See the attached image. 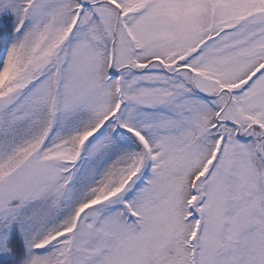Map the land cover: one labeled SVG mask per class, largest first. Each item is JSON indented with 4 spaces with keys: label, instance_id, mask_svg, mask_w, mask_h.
Returning <instances> with one entry per match:
<instances>
[{
    "label": "rangeland",
    "instance_id": "374dc122",
    "mask_svg": "<svg viewBox=\"0 0 264 264\" xmlns=\"http://www.w3.org/2000/svg\"><path fill=\"white\" fill-rule=\"evenodd\" d=\"M8 12L0 0V25ZM25 17L43 35L0 116L48 105L53 123L103 122L79 153L41 149L4 179L0 213L39 190L66 200L121 135L136 170L82 210L61 264H264V0H32Z\"/></svg>",
    "mask_w": 264,
    "mask_h": 264
},
{
    "label": "trees",
    "instance_id": "16d2710c",
    "mask_svg": "<svg viewBox=\"0 0 264 264\" xmlns=\"http://www.w3.org/2000/svg\"><path fill=\"white\" fill-rule=\"evenodd\" d=\"M31 1L5 0L9 12L0 25V99L14 89L40 45L43 27L25 17ZM19 108L25 109L15 104L0 116V180L39 147L51 153L58 148L79 153L103 122L102 115L90 109L66 114L53 123L48 105L24 117ZM143 134L150 153L156 154L153 139ZM137 162V147L128 137L108 135L74 176L66 200L57 203L46 195L13 214L0 213V264H61L67 234L82 210L119 191Z\"/></svg>",
    "mask_w": 264,
    "mask_h": 264
},
{
    "label": "crops",
    "instance_id": "0c3cea01",
    "mask_svg": "<svg viewBox=\"0 0 264 264\" xmlns=\"http://www.w3.org/2000/svg\"><path fill=\"white\" fill-rule=\"evenodd\" d=\"M13 106V105H12ZM19 112V111H18ZM15 113H17V111L15 112ZM21 117H24L23 116V113H22V116ZM41 149L42 150H44V151H47V153H49V155H51V154H53V153H51L50 151H48L47 149H45V148H42V147H39L31 156H29L18 168H16L14 171H12V172H10V173H8L7 175H5L1 180H0V184H1V182L4 180V179H6V178H9L10 176H12L14 173H18V172H21L22 170H23V168H25V166L28 164L27 162H29V160L31 159V158H33V156L35 155V154H39L40 152H41ZM40 191V190H39ZM38 191V193L35 195V196H33V197H31V198H28V199H20V200H12L11 201V203L6 207L7 209L9 208V211L10 212H12V213H14V212H16L17 211V209L19 208V207H21L22 205H24L25 203H27V202H30V201H33V200H36V199H39V198H41V197H43L42 196V193L43 192H45L46 190H44L43 192H39Z\"/></svg>",
    "mask_w": 264,
    "mask_h": 264
}]
</instances>
